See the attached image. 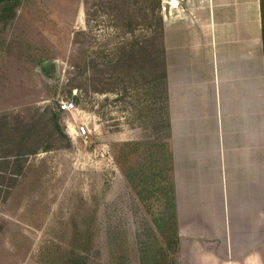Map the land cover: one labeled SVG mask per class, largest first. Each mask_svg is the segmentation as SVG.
Instances as JSON below:
<instances>
[{"label":"rangeland","instance_id":"rangeland-1","mask_svg":"<svg viewBox=\"0 0 264 264\" xmlns=\"http://www.w3.org/2000/svg\"><path fill=\"white\" fill-rule=\"evenodd\" d=\"M174 1L162 0V16ZM95 2L20 0L14 18L0 17V158L7 116L30 118L37 108L57 110L71 140L69 148L30 156L9 197L0 196V264H66L72 252L92 264H140L136 236L144 214L114 159L116 144L148 135L136 102L67 92L76 32L88 33L87 55L114 36L113 21ZM63 100L77 110L60 112ZM82 123L88 142L74 133Z\"/></svg>","mask_w":264,"mask_h":264},{"label":"crops","instance_id":"crops-1","mask_svg":"<svg viewBox=\"0 0 264 264\" xmlns=\"http://www.w3.org/2000/svg\"><path fill=\"white\" fill-rule=\"evenodd\" d=\"M173 4L163 37L180 264H264L260 0ZM6 168L0 158L2 197Z\"/></svg>","mask_w":264,"mask_h":264},{"label":"trees","instance_id":"trees-1","mask_svg":"<svg viewBox=\"0 0 264 264\" xmlns=\"http://www.w3.org/2000/svg\"><path fill=\"white\" fill-rule=\"evenodd\" d=\"M19 2L0 0L3 21L15 17ZM161 2H95L97 12L102 10L113 21L114 36L106 40L103 49L87 55L84 44L88 33L76 32L74 43L80 46L72 59L67 84L71 95L74 89H81L92 94H114L117 100L129 96L136 102V120L145 126L148 135L142 140L116 144L114 159L144 214L136 236L140 264H180ZM260 10L264 51V0H260ZM87 14L90 15L89 9ZM74 99L79 102V96ZM6 124L1 157L10 182L4 200L25 174L30 156L71 146L59 112L52 107L37 108L30 118L7 116ZM66 264L92 263L86 256L72 252Z\"/></svg>","mask_w":264,"mask_h":264},{"label":"built area","instance_id":"built-area-1","mask_svg":"<svg viewBox=\"0 0 264 264\" xmlns=\"http://www.w3.org/2000/svg\"><path fill=\"white\" fill-rule=\"evenodd\" d=\"M58 110L63 113L73 114L74 111L77 110V107L73 101L63 100L60 102L58 106ZM74 133H75V136L81 138L82 140L86 142H88V140L90 139V130L88 126L84 123H82L81 125H78Z\"/></svg>","mask_w":264,"mask_h":264}]
</instances>
